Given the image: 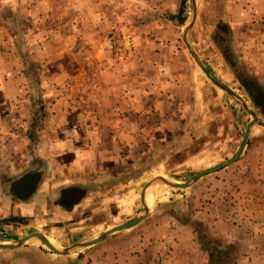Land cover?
Instances as JSON below:
<instances>
[{
    "label": "rangeland",
    "instance_id": "rangeland-1",
    "mask_svg": "<svg viewBox=\"0 0 264 264\" xmlns=\"http://www.w3.org/2000/svg\"><path fill=\"white\" fill-rule=\"evenodd\" d=\"M180 1L0 0L4 163L31 152L29 141L19 146L7 137L15 131L34 138L44 129L45 92L69 106L85 101L92 107L103 76L125 68L130 54L137 56L133 68L144 69L149 93L167 91L177 78L182 111L180 123L169 127L176 135L158 143L143 173L135 162L132 172L119 169L89 191L62 189L67 167L39 156L31 162L34 173L0 171V244L40 233L58 250L69 248L57 254L29 239L1 249L0 264H264V116L258 106L264 99V0H195V17L191 0L181 12ZM193 54L244 102L214 85ZM243 103L257 121L236 161L183 188L150 184L148 212L138 224L73 247L142 215L139 193L151 179L180 183L231 159L252 119ZM163 136L169 138L167 128ZM78 172L71 169L73 179ZM87 193L90 203L72 211Z\"/></svg>",
    "mask_w": 264,
    "mask_h": 264
},
{
    "label": "crops",
    "instance_id": "crops-1",
    "mask_svg": "<svg viewBox=\"0 0 264 264\" xmlns=\"http://www.w3.org/2000/svg\"><path fill=\"white\" fill-rule=\"evenodd\" d=\"M136 60L137 56L130 54L126 59L125 68L117 67L103 76V80L95 88L93 108L85 101L77 106H69L60 97L56 98L45 92L42 101L45 114V123L42 126L44 129H36L34 138L33 135H18L15 131L7 137L11 142H21L19 146L29 141L31 152L24 156L16 151L20 154L17 155L18 161L14 156V161L7 164L3 162V151H0V171L10 174L34 173L36 170L31 162L36 165L40 157L47 163L58 162L67 167L69 179L62 189L79 186L87 191L94 189L90 187L92 182L106 181L108 175H116L122 169L128 171V166L129 172H132L135 162L137 168L141 169L139 173H143L145 162L158 151V143L171 141L176 135L175 129L169 127L180 123L177 118L182 111L177 105V86L180 85L173 72L171 88L163 93L150 91L153 94L150 96L148 84L141 80L144 69H134ZM128 62L129 65H126ZM21 104L23 103L20 102L19 105ZM151 125L154 126L153 133L150 132ZM166 128L169 136L167 140L163 136ZM160 131L161 134H156ZM2 133L0 130L1 138L6 139ZM22 166L32 169L22 171ZM75 167H78L80 172L76 173L79 175L73 179L71 169ZM2 168H5L4 171ZM40 185L38 182L36 189L40 188ZM88 195L84 194L73 203L71 210H76L82 204H89L91 200L87 198ZM56 205L59 207L60 204ZM62 210L65 213L69 211L65 207Z\"/></svg>",
    "mask_w": 264,
    "mask_h": 264
},
{
    "label": "water",
    "instance_id": "water-1",
    "mask_svg": "<svg viewBox=\"0 0 264 264\" xmlns=\"http://www.w3.org/2000/svg\"><path fill=\"white\" fill-rule=\"evenodd\" d=\"M191 3L193 5V17H195V0H191ZM192 26V24L190 25ZM190 29V27L187 29V32L188 30ZM186 32V31H185ZM195 60L197 61L201 71L203 72V74L214 84L216 85L217 87H219L220 89L230 93L231 95H233L234 97H236L238 100H240L241 102H244V100L242 99V97L237 94L236 92H234L233 90H231L230 88L226 87L225 85L221 84L220 82H218L214 77L211 76V74L207 71V69L205 68V66L203 65V63L199 60V58L193 54ZM243 107L251 114V117L252 119L248 122V124L246 125V128H245V131H244V135H243V138H242V141L235 153V155L229 159L228 161H226L225 163L221 164V165H218L216 167H213V168H210V169H207V170H204V171H201L199 173H196L192 176H190L188 179L180 182V183H171L170 181L168 180H165V179H162V178H158V177H155L153 179H151L150 181L146 182L143 184L141 190H140V193H139V197H140V201H141V205H142V208H143V214L140 215L139 217L131 220V221H128L126 223H123V224H120V225H116V226H113L111 227L110 229L104 231L103 233H101L100 235L96 236L95 238H93L92 240H89V241H86V242H82V243H78V244H75L73 245V247H77V248H84V247H87V246H90V245H93L95 243H98L100 241H102L103 239H105L108 235H110L111 233H114L116 231H119V230H123V229H127V228H130V227H133L135 226L136 224H138L146 215H147V207L145 206V203H144V193H145V190L147 189V187L154 183V182H160V183H163L169 187H173V188H183V187H186L187 185H189L191 182L195 181L196 179H198L199 177L205 175V174H208V173H211V172H215V171H218L220 169H222L223 167L225 166H228L229 164L233 163L234 161H236L242 151V149L244 148V146L246 145L247 143V140H248V134H249V130L251 128V126L257 121V114L255 112H252L246 105L245 103H243ZM26 237H34L36 239H38L47 249H49L50 251L54 252V253H57V254H65V253H68L69 252V248L67 249H63V250H58L57 248L51 246L47 240L45 239V237L40 234V233H29L27 235H24L22 237H19L18 239L14 240V241H11V242H7V243H2L0 244V250L1 249H10V248H14L16 247L18 244H21L23 243L26 239Z\"/></svg>",
    "mask_w": 264,
    "mask_h": 264
},
{
    "label": "trees",
    "instance_id": "trees-1",
    "mask_svg": "<svg viewBox=\"0 0 264 264\" xmlns=\"http://www.w3.org/2000/svg\"><path fill=\"white\" fill-rule=\"evenodd\" d=\"M186 1L187 0H181L180 1V7H179V12L183 11L184 7H185V4H186ZM249 94L251 97H254V98H257L251 91H249ZM259 96V95H258ZM258 106H259V109H260V112H261V115L264 116V99L261 100L259 103H258Z\"/></svg>",
    "mask_w": 264,
    "mask_h": 264
},
{
    "label": "bare ground",
    "instance_id": "bare-ground-1",
    "mask_svg": "<svg viewBox=\"0 0 264 264\" xmlns=\"http://www.w3.org/2000/svg\"><path fill=\"white\" fill-rule=\"evenodd\" d=\"M29 239H34V237H26V239L23 240V241H26V240H29ZM45 239H46V238H45ZM46 240H47V242H48L51 246H53L54 242H53L52 240H49V239H46ZM54 245H55V244H54ZM53 247L57 248L56 245L53 246Z\"/></svg>",
    "mask_w": 264,
    "mask_h": 264
},
{
    "label": "built area",
    "instance_id": "built-area-1",
    "mask_svg": "<svg viewBox=\"0 0 264 264\" xmlns=\"http://www.w3.org/2000/svg\"><path fill=\"white\" fill-rule=\"evenodd\" d=\"M112 40H113V37H110V39L108 41L111 42Z\"/></svg>",
    "mask_w": 264,
    "mask_h": 264
},
{
    "label": "flooded vegetation",
    "instance_id": "flooded-vegetation-1",
    "mask_svg": "<svg viewBox=\"0 0 264 264\" xmlns=\"http://www.w3.org/2000/svg\"><path fill=\"white\" fill-rule=\"evenodd\" d=\"M64 196H66V195H64Z\"/></svg>",
    "mask_w": 264,
    "mask_h": 264
}]
</instances>
